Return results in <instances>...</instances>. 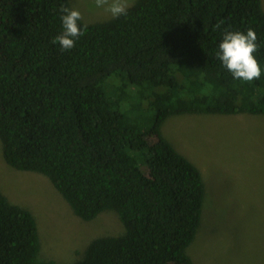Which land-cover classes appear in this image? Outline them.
<instances>
[{"label": "trees", "instance_id": "obj_1", "mask_svg": "<svg viewBox=\"0 0 264 264\" xmlns=\"http://www.w3.org/2000/svg\"><path fill=\"white\" fill-rule=\"evenodd\" d=\"M64 7L0 0L3 160L43 175L82 221L117 216L122 232L93 237L67 264H193L186 249L206 186L161 125L182 114H264L261 0H134L127 15L79 21L84 34L62 51L53 40ZM249 27L262 71L245 82L216 53L225 29ZM0 264H55L41 256L34 215L1 189Z\"/></svg>", "mask_w": 264, "mask_h": 264}, {"label": "rangeland", "instance_id": "obj_2", "mask_svg": "<svg viewBox=\"0 0 264 264\" xmlns=\"http://www.w3.org/2000/svg\"><path fill=\"white\" fill-rule=\"evenodd\" d=\"M68 1L86 22L111 17L94 0ZM161 134L200 170L206 186L202 221L186 249L193 264H264V114L169 116ZM0 189L34 215L41 256L55 264L80 258L93 237L123 231L111 210L78 219L43 175L6 164L1 146Z\"/></svg>", "mask_w": 264, "mask_h": 264}, {"label": "clouds", "instance_id": "obj_3", "mask_svg": "<svg viewBox=\"0 0 264 264\" xmlns=\"http://www.w3.org/2000/svg\"><path fill=\"white\" fill-rule=\"evenodd\" d=\"M97 8H102L112 18L127 15L131 6L130 0H94ZM63 31L57 35L53 43H59L61 50H70L75 46V40L84 33L79 21L82 20V13L78 8L64 7L61 10ZM224 23L223 20L214 25V30L219 29ZM258 37L255 30L249 27L246 31L227 30L219 43L217 58L224 67L232 73L233 79L251 82L261 77V67L254 53L259 51Z\"/></svg>", "mask_w": 264, "mask_h": 264}]
</instances>
